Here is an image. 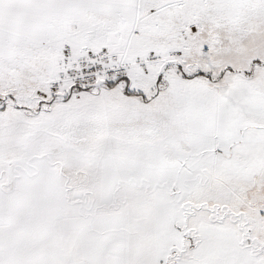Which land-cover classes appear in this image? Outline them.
<instances>
[{
  "label": "snow or ice",
  "instance_id": "1",
  "mask_svg": "<svg viewBox=\"0 0 264 264\" xmlns=\"http://www.w3.org/2000/svg\"><path fill=\"white\" fill-rule=\"evenodd\" d=\"M0 264H264V0H0Z\"/></svg>",
  "mask_w": 264,
  "mask_h": 264
}]
</instances>
